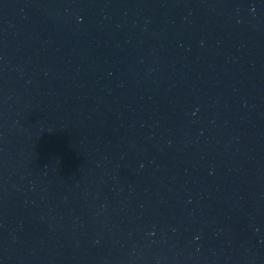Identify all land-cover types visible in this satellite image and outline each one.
Listing matches in <instances>:
<instances>
[{
  "label": "water",
  "instance_id": "water-1",
  "mask_svg": "<svg viewBox=\"0 0 264 264\" xmlns=\"http://www.w3.org/2000/svg\"><path fill=\"white\" fill-rule=\"evenodd\" d=\"M0 264H264V0H0Z\"/></svg>",
  "mask_w": 264,
  "mask_h": 264
}]
</instances>
